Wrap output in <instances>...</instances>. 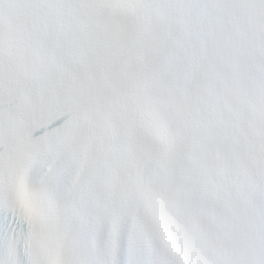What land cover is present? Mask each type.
Instances as JSON below:
<instances>
[{"label": "snow or ice", "instance_id": "1", "mask_svg": "<svg viewBox=\"0 0 264 264\" xmlns=\"http://www.w3.org/2000/svg\"><path fill=\"white\" fill-rule=\"evenodd\" d=\"M0 264H264V0H0Z\"/></svg>", "mask_w": 264, "mask_h": 264}]
</instances>
